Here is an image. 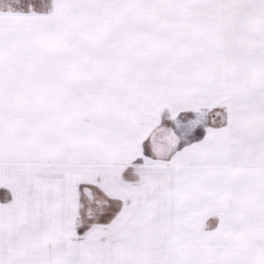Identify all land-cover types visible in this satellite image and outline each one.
<instances>
[{
  "label": "snow or ice",
  "instance_id": "6c2138e0",
  "mask_svg": "<svg viewBox=\"0 0 264 264\" xmlns=\"http://www.w3.org/2000/svg\"><path fill=\"white\" fill-rule=\"evenodd\" d=\"M0 264H264V0H0Z\"/></svg>",
  "mask_w": 264,
  "mask_h": 264
}]
</instances>
